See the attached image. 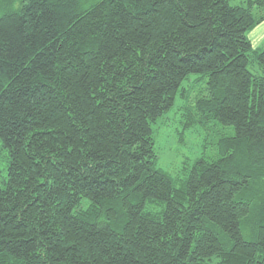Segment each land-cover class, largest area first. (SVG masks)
<instances>
[{
	"label": "trees",
	"instance_id": "trees-1",
	"mask_svg": "<svg viewBox=\"0 0 264 264\" xmlns=\"http://www.w3.org/2000/svg\"><path fill=\"white\" fill-rule=\"evenodd\" d=\"M263 23L264 0H0V264H264ZM189 90L179 137L235 135L176 188L153 125Z\"/></svg>",
	"mask_w": 264,
	"mask_h": 264
},
{
	"label": "rangeland",
	"instance_id": "rangeland-1",
	"mask_svg": "<svg viewBox=\"0 0 264 264\" xmlns=\"http://www.w3.org/2000/svg\"><path fill=\"white\" fill-rule=\"evenodd\" d=\"M264 23L257 26L252 32H256L255 37L257 43H254V48L264 46ZM262 36H259V35ZM259 37H261L259 39ZM252 38V37H251ZM251 40V39H250ZM254 41V40H253ZM253 64L250 65L252 69ZM200 75H192L184 82L183 88L191 89L192 82L198 79ZM203 86V82L199 81L194 89L196 92ZM187 93L186 98L177 97L173 108L167 112L163 117L158 119V122L153 125L155 137V150L157 153L156 167L167 176L171 178L176 188H182L184 181L188 177L191 167L199 158H206L208 161L216 159L218 153V146L224 137H231L235 135L232 127H225L217 121H211L205 126L191 127L184 137H179V131L182 130L183 121L185 119L184 113L192 108V95ZM191 95V97H190ZM9 164V153L2 146L0 140V187L2 181L7 175V168ZM87 202V201H86ZM89 203H84L87 206ZM146 211L150 213H158L162 211V204L149 203L146 206Z\"/></svg>",
	"mask_w": 264,
	"mask_h": 264
},
{
	"label": "crops",
	"instance_id": "crops-1",
	"mask_svg": "<svg viewBox=\"0 0 264 264\" xmlns=\"http://www.w3.org/2000/svg\"><path fill=\"white\" fill-rule=\"evenodd\" d=\"M262 29V31L264 30V27H261ZM264 32V31H263ZM255 34H256V32H254L253 34H252V38L250 37V39H251V42H252V44H253V46H254V43H257V41H256V37H255ZM251 35V34H250ZM259 36H262L261 34L259 35ZM261 37H259V39H260ZM254 40V41H253Z\"/></svg>",
	"mask_w": 264,
	"mask_h": 264
}]
</instances>
